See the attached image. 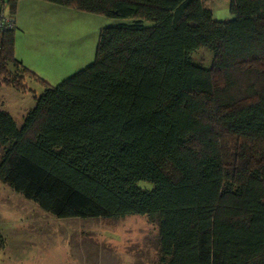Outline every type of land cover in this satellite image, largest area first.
<instances>
[{"label":"trees","instance_id":"trees-1","mask_svg":"<svg viewBox=\"0 0 264 264\" xmlns=\"http://www.w3.org/2000/svg\"><path fill=\"white\" fill-rule=\"evenodd\" d=\"M19 1L0 0V85L43 92L19 124L0 107V183L56 218H155L164 264H264V0L228 21L201 0H40L117 20L54 86L15 57Z\"/></svg>","mask_w":264,"mask_h":264},{"label":"rangeland","instance_id":"rangeland-1","mask_svg":"<svg viewBox=\"0 0 264 264\" xmlns=\"http://www.w3.org/2000/svg\"><path fill=\"white\" fill-rule=\"evenodd\" d=\"M201 2L204 7L211 10L213 18L217 21H228L233 17L228 9L229 0ZM62 8L60 13L53 15L56 18L53 25L48 26L52 34L55 32L54 29H57L54 43L55 50L59 53L55 55L57 58L54 62L55 64L62 62V65L67 62L75 69L81 66L84 68L94 60L100 29L114 25L117 20L73 8ZM39 28L40 24L37 23L36 29ZM212 57V51L207 48H199L191 54V60L204 68L210 67ZM36 75L48 84L55 85L39 74ZM24 84L27 87L24 93L0 85V107L11 112L17 123H20L22 115L33 106V96H40L43 92V86L32 79L26 78ZM136 185L147 190L152 188V184L146 181H138ZM104 225H135L138 228L136 232L138 236L134 240L120 243L118 246V249H121V245L124 246L123 251L128 256H124L126 253L117 252L105 260L107 264H164L161 261L158 238H155L157 233L155 218L146 216H128L122 219L56 218L0 183V264H50L53 259L57 262L64 261L66 257L64 241L69 240L74 232L67 231V228L75 229L80 226L101 228ZM51 251L57 253L52 254ZM129 259L132 263H126Z\"/></svg>","mask_w":264,"mask_h":264},{"label":"crops","instance_id":"crops-1","mask_svg":"<svg viewBox=\"0 0 264 264\" xmlns=\"http://www.w3.org/2000/svg\"><path fill=\"white\" fill-rule=\"evenodd\" d=\"M62 9V6L49 4L48 2L40 0H20L14 16L15 57L26 68L32 72L34 71L49 83L55 85L83 68L81 66L75 69L74 66L69 65L67 62L63 65L62 62H58V64L54 62L57 58L55 55L59 53L55 50L56 46L54 43L57 29H54L56 33L53 32L52 34V30L51 28L48 29V26L53 25V21L56 19L53 15L60 13ZM37 23L40 24L39 29H36ZM51 40L53 41L51 42ZM34 50L36 53L33 52ZM9 113L13 117L12 113ZM66 230H73L74 232L70 235L69 240L64 241L66 251L65 260L57 262L53 259L50 264H107L108 262L105 260H108V257L117 252L121 254L126 253L123 251L124 246L121 245V249H118L120 243L131 242V240H134L138 236L136 233L138 228L135 225H104L101 228L80 226L75 229L67 228ZM73 237L74 240H72ZM155 238H158L157 233ZM50 253L55 254L57 251H51ZM92 255H95L97 258ZM124 256H128L127 253ZM93 258L95 260H92ZM126 261V263H132L131 259Z\"/></svg>","mask_w":264,"mask_h":264}]
</instances>
